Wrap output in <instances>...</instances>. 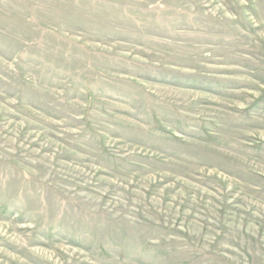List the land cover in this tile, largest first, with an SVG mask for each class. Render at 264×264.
Returning <instances> with one entry per match:
<instances>
[{
	"label": "rangeland",
	"instance_id": "374dc122",
	"mask_svg": "<svg viewBox=\"0 0 264 264\" xmlns=\"http://www.w3.org/2000/svg\"><path fill=\"white\" fill-rule=\"evenodd\" d=\"M0 264H264V0H0Z\"/></svg>",
	"mask_w": 264,
	"mask_h": 264
}]
</instances>
